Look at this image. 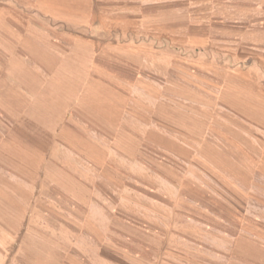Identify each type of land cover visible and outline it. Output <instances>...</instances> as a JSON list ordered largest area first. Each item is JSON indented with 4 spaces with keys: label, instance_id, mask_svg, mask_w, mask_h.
Instances as JSON below:
<instances>
[{
    "label": "crops",
    "instance_id": "crops-1",
    "mask_svg": "<svg viewBox=\"0 0 264 264\" xmlns=\"http://www.w3.org/2000/svg\"><path fill=\"white\" fill-rule=\"evenodd\" d=\"M10 47L1 130L75 152L86 128L127 126L170 155L198 154L221 176L214 186L238 193L234 227L212 226L224 244L193 247L180 264H264V0H0V48ZM1 130L25 154L27 139ZM94 132L99 143L117 135Z\"/></svg>",
    "mask_w": 264,
    "mask_h": 264
},
{
    "label": "rangeland",
    "instance_id": "rangeland-1",
    "mask_svg": "<svg viewBox=\"0 0 264 264\" xmlns=\"http://www.w3.org/2000/svg\"><path fill=\"white\" fill-rule=\"evenodd\" d=\"M16 51L0 48V62ZM86 129L75 152L28 128L0 129L27 139L25 154L0 143V264H180L193 247L224 244L210 229L234 227L238 193L214 186L209 160L165 153L145 129ZM94 130L117 135L99 143Z\"/></svg>",
    "mask_w": 264,
    "mask_h": 264
}]
</instances>
